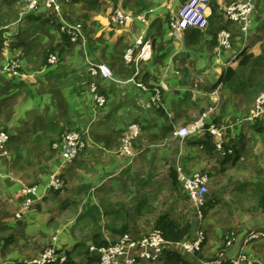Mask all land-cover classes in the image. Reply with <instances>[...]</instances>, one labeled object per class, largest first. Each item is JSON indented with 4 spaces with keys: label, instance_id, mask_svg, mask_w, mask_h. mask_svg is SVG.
Here are the masks:
<instances>
[{
    "label": "crops",
    "instance_id": "obj_1",
    "mask_svg": "<svg viewBox=\"0 0 264 264\" xmlns=\"http://www.w3.org/2000/svg\"><path fill=\"white\" fill-rule=\"evenodd\" d=\"M184 1L64 0L59 16L44 0L29 14L28 0H7L20 15L0 18V131L11 137L8 161H0V264L34 260L46 246L70 253L64 264H100L92 247L151 233L162 217L189 223L194 236L189 206L176 203L178 166L206 178L207 199L215 203L197 229L212 240L210 248L226 253L221 262L245 254L264 264V237L248 241L251 232L264 233V113L248 120L264 93V0L244 24H234L226 10L247 0H211L208 28L175 39L171 22ZM115 10L144 20L114 25ZM61 18L80 23L85 42H68ZM223 31L231 34L230 48L219 43ZM12 59L19 61V76L7 68ZM104 64L113 79L94 71ZM205 113L222 128L234 156L219 152L207 133L176 135ZM71 130L85 133L86 146L61 171L56 142ZM128 138L130 154L124 152ZM39 153L58 157L56 165L38 161L42 198L17 212L28 185L9 168L21 169ZM60 171L64 189L52 193L46 187ZM167 251L159 264H171L175 252L203 264L176 243Z\"/></svg>",
    "mask_w": 264,
    "mask_h": 264
},
{
    "label": "built area",
    "instance_id": "obj_2",
    "mask_svg": "<svg viewBox=\"0 0 264 264\" xmlns=\"http://www.w3.org/2000/svg\"><path fill=\"white\" fill-rule=\"evenodd\" d=\"M15 1V0H9ZM41 0H28V5L24 14L34 12L39 5ZM64 0H44L46 6L59 16L60 4ZM257 0H247L245 2L232 5L226 10V14L229 20L233 21L234 24L248 23L250 16L253 14L256 7ZM210 5L211 0H187L182 4L179 9L176 18L171 22V34L175 39H180L187 30L198 29L206 30L209 26L210 17ZM114 25L125 26L128 23L134 22L135 20H144L141 16H130L124 14L120 10H115L111 18ZM60 24L62 30L69 36L71 43L85 42L86 36L83 26L78 24H71L61 18ZM2 28H0V33ZM3 37H6L2 33ZM219 43L223 48H230L231 45V34L228 31H223L219 34ZM146 51V48L145 50ZM130 57V54H129ZM8 70L14 75H20V64L18 59L9 60L7 63ZM94 71H99L100 75L105 80L113 79V72L108 65H100L94 68ZM156 103L160 104L159 93L156 95ZM210 112V111H209ZM264 113V93L261 94L255 104V110L252 115L248 118L249 121H254ZM209 113L203 114L195 122L176 129V135L185 140L190 136L198 133H207L216 140V149L219 152L226 153L225 144L226 141L222 134V128L217 124L208 122ZM133 136H136L139 132L137 126L131 127ZM132 138H128L124 145V152L130 154L129 148L131 146ZM10 141L9 134L6 132H0V158L6 157V146ZM86 137L85 133L69 132L63 136V139L58 147L61 152L62 164L69 165L75 160L78 155L85 149ZM228 154H233V151L229 149ZM177 176L179 182L184 186L189 198L200 212V210L206 204V195L208 189L206 186V178L201 175L189 176L181 167L177 168ZM49 191H59L64 188V181L61 179L54 178L51 180L46 187ZM22 191L24 193V209L28 210L34 204L33 198H42L39 188L23 186ZM19 218L20 215H18ZM264 237L262 232H251L248 235V241L256 240ZM205 237L203 231L197 232L194 236L189 239L183 240L176 243L184 252L195 254L203 246ZM171 243H168L162 233L158 230H154L149 235L142 238H133L130 234L122 236L117 242L111 244L108 247H92L91 253L99 256L100 264H138L139 260L156 262L159 261L164 253V250L168 248ZM67 261V256L64 252H58L55 248H47L42 255L34 260L25 262L24 264H51L53 262H60L64 264ZM220 262V261H219ZM204 263V264H220L222 262ZM231 264H253L252 261L245 254L239 255L237 258L231 260Z\"/></svg>",
    "mask_w": 264,
    "mask_h": 264
},
{
    "label": "rangeland",
    "instance_id": "obj_3",
    "mask_svg": "<svg viewBox=\"0 0 264 264\" xmlns=\"http://www.w3.org/2000/svg\"><path fill=\"white\" fill-rule=\"evenodd\" d=\"M22 5V4H21ZM20 5V6H21ZM24 5V4H23ZM9 6H11L10 4H8V2H7V0H0V18H2V19H15L16 17H19V15L20 14H17V15H15V13H14V10L15 9H13V7L11 6V7H9ZM19 6V8H22V6L20 7ZM18 11L19 12H21V9H18ZM23 12V11H22ZM18 13V12H17ZM261 30H263V29H261ZM263 37H264V35H262V39H263ZM79 130H71V131H68V132H66L65 134H67V133H69V132H78ZM0 132H6V133H8L9 134V132L8 131H5V130H2V131H0ZM82 132V131H81ZM64 134V135H65ZM10 135V134H9ZM63 135V136H64ZM62 136V137H63ZM62 139L63 138H61V139H59L56 143L57 144H60L61 143V141H62ZM8 145H10V144H8ZM8 145L6 146V152H7V155H8ZM10 147V146H9ZM34 156H35V158H34ZM29 155L28 157H29V161L26 163V164H24V167L23 168H21V169H18V168H9L10 169V172H12L13 174H14V176H15V179H20V180H22L23 181V183L24 184H26V185H28L27 187H38L39 188V185H40V183H39V179L40 178H38V176H39V174L41 173L40 171H38L39 169V166L37 165V163H38V161L39 162H43V164H46V165H48V166H50V164L49 163H52L53 165H56V162H57V159H58V157H57V159H55V157L54 156H52V157H50L49 158V156H47V155H40V153L39 154H37V155ZM4 157H2V158H0V161L3 159ZM7 158L8 157H6V159L5 160H7ZM4 160V161H5ZM8 161V160H7ZM51 161V162H50ZM52 166V165H51ZM59 166H60V164H59ZM68 165H63L62 163H61V167H60V170L62 171V169H64V168H66ZM50 170H51V168H49V170L47 171L46 170V173L45 174H49L50 173ZM61 171L60 172H58V173H55V175H54V178H59V179H61L62 181H63V179H62V177H60V173H61ZM30 175V176H29ZM188 175V174H187ZM190 176V175H189ZM14 178V177H13ZM182 185V184H181ZM206 186H207V184H206ZM184 186L182 185V187H179L178 189L179 190H181L182 191V193L180 194V193H178L177 194V198L179 199L176 203L178 204V203H180L181 201H183V203H184V206L186 207V205L187 206H189V207H186V209H187V212H188V210H189V212L187 213V215H186V217L188 218V221L189 222H191L195 227H193V229L195 230V232L197 233V232H199V230L197 229V226L198 225H200V221H201V213H199V211L197 210V208L194 206V205H192L191 204V201L189 200L190 198H188L187 196H186V192L184 191V188H183ZM64 189V188H63ZM207 189H208V193H207V195L208 194H210V190H209V187L207 186ZM61 190H59V191H52L51 190V192L53 193H55V192H60ZM179 194H180V197H178L179 196ZM176 198V199H177ZM168 199H170V198H168ZM23 202H24V200H23ZM23 202L19 205V207H18V211L17 212H20V211H22V209H24V205H23ZM168 204H170V202H167ZM182 203V204H183ZM180 205V204H179ZM191 205V206H190ZM201 211V210H200ZM228 211V209L226 208V207H224V212H227ZM199 213V214H198ZM19 214V213H18ZM185 220V219H184ZM198 230V231H197ZM150 234V232L149 233H143V234H140L139 236H138V238H142V237H145V236H147V235H149ZM194 234V233H193ZM203 234H204V237H205V241H204V244H203V246H202V248L197 252V253H195V254H193V255H196V254H198V255H196V258H198L201 262H203V264L204 263H213V262H221V260H223L224 261V259H225V255H226V253H224L222 250H221V248H220V250H215V248L213 249V248H210L209 246V242L211 241L212 242V240H208V235L206 234V232L204 231L203 232ZM228 235H231L230 233L228 234ZM205 246V247H204ZM211 246H212V243H211ZM204 247V248H203ZM47 248H49V246H46L45 248H44V250L42 251V253L47 249ZM42 253L40 254V256L42 255ZM181 253V252H180ZM183 253V252H182ZM40 256H38L37 258H39ZM36 258V259H37ZM165 259H166V257H164V254H163V256H162V258L158 261V262H153L152 264H159V263H162V262H164L165 261ZM27 262V261H26ZM219 262V263H220ZM166 263H168V262H165V264ZM24 264V263H23ZM220 264H224V263H220Z\"/></svg>",
    "mask_w": 264,
    "mask_h": 264
},
{
    "label": "trees",
    "instance_id": "obj_4",
    "mask_svg": "<svg viewBox=\"0 0 264 264\" xmlns=\"http://www.w3.org/2000/svg\"><path fill=\"white\" fill-rule=\"evenodd\" d=\"M186 1L187 0H185L184 3ZM67 41L71 42L70 39H68V38H67ZM9 138L11 140L10 135H9ZM9 143H10V141H9ZM204 146H205V148L208 147L206 143L204 144ZM226 150H228V149H226ZM232 151H233V154H230V155L234 156L235 152L233 149H232ZM226 153H227V151H226ZM227 156H229V155H227ZM262 196L263 197H261V199H260V207H262V209L264 210V191L262 193ZM214 203H215V201H213V200L209 201L207 199V196H206V204L200 211L201 215L205 216L207 210H210L213 207ZM190 228L191 227H190L189 223H186L184 226H180L178 222L171 220L168 217H162L156 226V230H158L162 233L164 239L168 243H179L183 240L191 238L192 236L190 234ZM167 253H168V251H167V249H165L164 253H163L164 256L167 255ZM66 255L68 258L71 257L70 253H68V254L66 253ZM196 255H198V254H196ZM171 257L173 260V262L171 264H194V263L187 261V260H181V258L178 257V254H176V252L171 254ZM228 264H231V261Z\"/></svg>",
    "mask_w": 264,
    "mask_h": 264
}]
</instances>
